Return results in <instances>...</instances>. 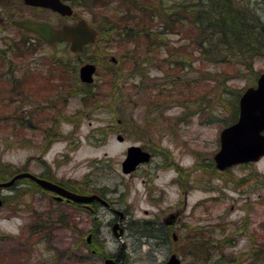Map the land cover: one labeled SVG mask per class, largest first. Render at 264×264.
Instances as JSON below:
<instances>
[{
	"label": "rangeland",
	"instance_id": "374dc122",
	"mask_svg": "<svg viewBox=\"0 0 264 264\" xmlns=\"http://www.w3.org/2000/svg\"><path fill=\"white\" fill-rule=\"evenodd\" d=\"M122 1L67 0L74 14L63 23L85 19L99 35L110 19L133 26L129 20L139 5L132 2L148 0ZM243 1L250 2L264 22V0ZM14 6L11 0H0V12L10 13ZM137 17L145 15L137 10ZM151 22L154 29L149 32L158 29L171 47L163 57L161 49L159 54L151 49L148 55V47L133 42L146 34L128 33L119 39L111 31L107 38L114 40L108 49L97 39L84 52L73 54L69 45L50 48L19 41L16 30L0 22V54L14 63L4 66L14 70L18 65L22 71L18 79L9 72L0 82V175L11 170L0 182L30 172L87 188L85 194L99 195L95 191L102 190L104 199L125 216L118 221L125 229L120 237L108 224L116 216L108 208L79 207L20 179L0 193L6 201L0 206V264H104L106 259L89 248L95 244L107 258L124 245L125 264H165L173 254L182 264H214L218 259L222 264H264V257L257 255L264 244V157L225 171L214 162L221 132L235 121L233 101L256 86L264 73V56L255 58L250 69L237 61L196 60L193 42L184 40L181 31H164L161 17ZM182 45L190 46L195 62L179 73L183 79L177 82L171 80L178 68L173 62ZM135 59L149 62L134 69ZM55 61H61L64 70ZM89 62L97 65L93 85L79 78L80 67ZM75 65L77 73L72 71ZM27 71L35 72L34 77L24 75ZM21 77L27 83L15 85ZM169 86L184 91L183 97L162 93ZM121 95L127 98L122 107ZM131 146L154 155L136 171L125 173L122 163ZM33 212L42 224L40 235L31 232ZM65 216L67 225L59 222ZM172 217L174 228L165 224ZM144 222L157 225L155 234H170L168 241L142 237ZM92 229L95 241L87 246Z\"/></svg>",
	"mask_w": 264,
	"mask_h": 264
},
{
	"label": "trees",
	"instance_id": "16d2710c",
	"mask_svg": "<svg viewBox=\"0 0 264 264\" xmlns=\"http://www.w3.org/2000/svg\"><path fill=\"white\" fill-rule=\"evenodd\" d=\"M125 1L126 4L127 1L129 2V0ZM125 1L122 2L125 3ZM168 1L170 0H148V2L142 1V4H139L136 1L134 3L132 2V4L139 5V7L133 8L135 14L134 16H132V19L129 20L130 22L134 23L132 24L133 26H130L131 23L129 24L126 22L117 24L114 19H110L108 23H106V30H100L101 32L98 36V40H101L100 43L102 42L104 44V48L108 49L107 47H111L112 41L114 40H112L111 38H107V34L111 31H116V35L117 37H119V39H122L128 33H134L135 36L146 34V38L142 40L141 38L134 39L135 41L133 42L138 43L141 41L146 47H148V55L152 51L151 49H153V51L158 54L161 53L159 52V50L161 49L162 53H164L162 54L163 57L164 55H167L171 50L167 38L161 36V34L158 32V29L153 30L157 33L149 32L150 28L154 29V24H152L151 21H154L156 17H161L163 20L162 24L164 27V31L179 30L182 32L184 40L193 42L194 50L198 55L196 60H210L211 63L213 62L216 64H230L237 61L238 64H243L245 67H248V69H250L252 67V61L255 58L264 56V22L258 15L257 10L254 11L250 2H241V0H179L178 3H170ZM158 6H160L161 11H159V13L157 14L159 10ZM137 10H139L140 16L145 15V18H148L146 24L143 22L140 24V21H143L145 18H138ZM126 18L127 17H123L121 19L125 20ZM141 28L145 29L143 30ZM119 30L121 31L119 32ZM192 33H198L199 35H197L196 37H192L190 35ZM189 47L190 46L182 45L179 47L180 50L175 51L176 56L178 55V59L174 60L175 63L173 62V64H176L179 69L176 67L177 73L173 74V78H171V80L174 81L176 79L177 82H182L183 77H179V73L186 69L189 70L194 64L195 61L190 58H195V55H193L192 57V52L188 51ZM164 50H166L167 53L164 52ZM25 51L20 52L16 57L21 56V54H24ZM175 52L170 53L171 57H173V54ZM199 56H201V58H199ZM0 59L3 65L9 64L10 66L14 64L13 61H8V59L10 58H7L5 53H1ZM163 60L164 59L160 58L159 62ZM143 61L149 62V60L147 59ZM143 61L141 60L140 62L139 60L135 59L131 60V63L132 66L135 67L134 69H137ZM54 63H56L61 70H64V65L61 61H55ZM77 66L78 65H75L72 69V71L75 73L78 72ZM4 72L11 73L12 70L8 69ZM5 78L7 77H4L2 79L5 80ZM143 84L144 82L142 80L140 85L143 86ZM168 89L169 90H162V93L167 92L166 94H168L170 98H173L174 94L179 98H182L184 95V91H176V89L172 88L171 86H169ZM154 96L156 97V95ZM240 96L241 94H237V99L233 101L235 121L237 120L239 115L238 104ZM120 100L121 101L119 103V106L122 107L123 102L125 103L127 101V98L125 97V95H121ZM8 144L10 145L11 142H8ZM10 172V168H7L6 174L4 176L0 175V181L6 180ZM45 178L47 177L45 176ZM29 181L30 183L35 185L33 181ZM64 186L69 190L82 194H85L83 191L87 190V188L82 187L78 189L77 187L68 184H64ZM95 192L101 197H105V194L102 190H98ZM59 222H62L65 225L69 224L67 216H65V218H59ZM40 224L41 223H37L36 228H33V224L31 225L30 228L33 235H40V229L42 228V224L40 229L38 228ZM154 226L157 225L151 222L142 223L140 227V232L143 234L142 237H147V240L159 238L160 240L163 239V241L167 242L170 234H167V237L164 234H155L157 228H155ZM196 247V249L199 250V247ZM89 248L90 250H96L97 256L106 258V254L103 252L102 247H97L95 244L92 247L90 246ZM257 255L261 258L264 257V244H260L257 248ZM212 263L222 264V260L218 259L217 261H213Z\"/></svg>",
	"mask_w": 264,
	"mask_h": 264
},
{
	"label": "water",
	"instance_id": "95a60500",
	"mask_svg": "<svg viewBox=\"0 0 264 264\" xmlns=\"http://www.w3.org/2000/svg\"><path fill=\"white\" fill-rule=\"evenodd\" d=\"M25 2L29 5L48 7L62 15L71 16L74 12L70 5L63 3L61 0H25ZM14 24L40 35L45 42L51 45L67 41L70 43V49L73 52L83 51L84 47L95 42L98 36V33L85 19L74 25H65L60 30H55L49 24L35 21H16ZM96 71L97 67L95 64H84L80 68L81 81L93 83ZM239 109L238 120L224 128L220 134V150L214 156L216 167L220 171L239 164L257 162L264 157V73L259 76L255 87L246 89L242 94L239 100ZM119 139L123 140V137L119 136ZM150 159L151 154L149 152L141 147L132 146L129 148L127 157L122 163L123 171L130 173L141 163L148 162ZM24 178L31 179L44 189L76 203L88 204L99 201L108 205V202L98 195H83L72 192L30 172L19 173L10 181L0 183V188L11 187L17 180ZM0 206H2L1 199ZM120 215L122 220L124 216ZM118 227L119 223H116L114 232L121 237L122 233L118 234L117 232ZM123 247L124 245L115 259L107 258L105 264H125L121 258ZM165 264H182V261L176 254H173Z\"/></svg>",
	"mask_w": 264,
	"mask_h": 264
},
{
	"label": "flooded vegetation",
	"instance_id": "af4514ba",
	"mask_svg": "<svg viewBox=\"0 0 264 264\" xmlns=\"http://www.w3.org/2000/svg\"><path fill=\"white\" fill-rule=\"evenodd\" d=\"M62 1L63 2H67V0H62ZM11 2L12 3L14 2L15 4H17V6H14L13 9L11 8L12 12H10V13H4L3 10H2L0 12V22H1L2 26H5V27L8 26V28L10 26L14 30H16L17 34L20 36V37L17 38V39H19V41L28 42V44H32V43L36 42V43H38L40 45H45V46H48L50 48L51 47L57 48V47L62 46V45L63 46H67V43H58V44H55L53 46H50L47 43H45L44 39L40 35H38V34H36L34 32H30V31H28V30H26V29H24L22 27L16 26L14 24V22H16V21H35V22L49 24V25L53 26L54 29L58 30V29L62 28L66 24V23H63V22L67 21L68 17L63 16L60 13H58V12L48 8V7L29 5V4H27L25 2V0H11ZM61 25H62V27H61ZM9 39H11V38H9ZM15 41H16V39H15ZM66 51H67V47L64 49L63 53H65ZM21 59H22L21 56L16 57L15 60H14V61H16L15 64H17V62L20 61ZM8 69H11V68H9V66H4L3 64L0 65V82H3L2 78L8 77L11 74H12V78H15V79L17 78L18 79L20 77V73H22V71L19 70L18 65L14 66V70H12L11 74H9V72H7V73L4 72L5 70H8ZM34 73L35 72H30L29 73L27 71V72L24 73V75H26V76L29 75V78H31L32 74H33V77H34ZM43 74H46V72H43ZM43 74L39 76V79L44 78ZM22 79L23 78L21 77L20 80H16L17 83H15V85L19 86V85L24 84L26 81H23ZM28 83L30 84L29 81H28ZM150 152L152 153V155H154L153 151H150ZM53 182H56V181H53ZM56 183L64 186V184H62V183H59V182H56ZM34 186L37 189L43 190L42 188H40L36 184ZM0 193L2 194V189L0 190ZM80 194H82V193H80ZM3 199H2V201L4 203L5 201ZM67 201L69 202V200H67ZM70 202H72V201H70ZM71 204L74 205V204H77V203L72 202ZM100 205L108 208L110 211H112L113 214L116 215L115 218L108 223L109 225H111L113 227V230H114V227H115L116 223H119L118 221L121 220V215H119V214H122V213H119L117 210H115V208H113L111 206L112 204L111 205L110 204L105 205V204H102V203H100L98 201H94V202L89 203V204H77L76 206H79V207L86 206V207H91L92 209H94V208H97ZM41 215L42 214H40V216ZM122 215L124 216V214H122ZM36 217L37 216L33 212L32 213V221H33L32 223L34 225L33 228H36L37 227V221L39 222V218L38 217L36 218ZM124 218H125V216H124ZM124 218L121 221H123ZM173 219H174V221H173ZM175 220H176V217L175 218L172 217V220H171V218H169V219L166 220L165 224H167L168 227H170V228H174L175 224L177 223V222H175ZM171 221H172V223H171ZM169 224H172V225H169ZM120 225H122L121 222L119 223V227H118V233L119 234L120 233H124V230H125L123 228V226H120ZM40 227H41V224L38 226V228L40 229ZM120 228H122V231L120 230ZM94 239H95L94 238V232H93V229H92V231L90 232V234L88 235V237L86 239L87 246H90L91 244H93L94 241H95ZM92 252H93L94 255L96 254V250H93ZM123 253L124 252H122V254H121L122 260L124 259ZM117 255L116 256L113 255V258H116ZM107 257L108 256H106L105 259H107ZM105 259H103V260H105Z\"/></svg>",
	"mask_w": 264,
	"mask_h": 264
}]
</instances>
